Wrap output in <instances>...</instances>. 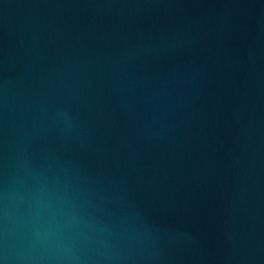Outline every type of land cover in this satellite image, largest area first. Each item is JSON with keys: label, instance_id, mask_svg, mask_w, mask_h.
Here are the masks:
<instances>
[{"label": "water", "instance_id": "obj_1", "mask_svg": "<svg viewBox=\"0 0 264 264\" xmlns=\"http://www.w3.org/2000/svg\"><path fill=\"white\" fill-rule=\"evenodd\" d=\"M0 264H264V0H0Z\"/></svg>", "mask_w": 264, "mask_h": 264}]
</instances>
